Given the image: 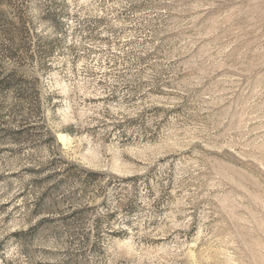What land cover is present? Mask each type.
<instances>
[{"label": "rangeland", "instance_id": "obj_1", "mask_svg": "<svg viewBox=\"0 0 264 264\" xmlns=\"http://www.w3.org/2000/svg\"><path fill=\"white\" fill-rule=\"evenodd\" d=\"M0 264H264V0H0Z\"/></svg>", "mask_w": 264, "mask_h": 264}]
</instances>
